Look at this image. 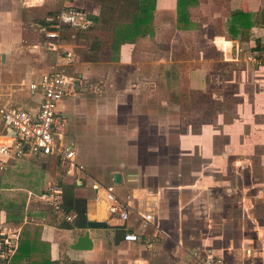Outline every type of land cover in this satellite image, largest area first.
I'll return each mask as SVG.
<instances>
[{"label":"crops","instance_id":"crops-1","mask_svg":"<svg viewBox=\"0 0 264 264\" xmlns=\"http://www.w3.org/2000/svg\"><path fill=\"white\" fill-rule=\"evenodd\" d=\"M122 2L73 0L70 4L84 9L93 20L101 18L103 11L112 12L111 6L118 11ZM62 5L63 0H0V104L16 105L32 113L38 111L41 94H31L28 84L38 81L56 62L52 40L47 36L53 27L47 19ZM110 26L96 22L87 33H80L88 39L89 51L100 52L104 45L109 51V58L88 59L69 68L76 67L83 82L86 79L101 82L110 74L114 77L112 85L119 77L126 79L117 72L137 73L139 60L151 51L146 49L149 41L159 35H171L180 41L183 54L189 51L190 56L195 54L194 59L185 61L190 66L186 79L191 90L206 92L217 87L221 80L215 81L214 77L233 68L234 81H246L245 100L256 96V101H262L264 97V65L247 61L249 55L259 54L264 48V0H158L150 32L119 43L115 39L119 28ZM73 30L63 31L61 50L75 48L76 40L68 34ZM104 37L107 41L100 44ZM204 38L214 46L215 59L203 54ZM190 42L195 49H191ZM238 48L242 50L240 62L232 59ZM163 60L157 63L164 67L168 64L166 75L171 79V69L176 64L166 56ZM78 90L77 94L67 96L61 107L69 121L67 137L74 144L73 139L80 143L83 140L80 129L91 130L79 124L80 120L92 122L91 115L98 116L97 111L108 124L107 113H110L107 105L101 106V110L91 109L87 103L91 99L85 98L82 89ZM107 99L100 100L107 103ZM244 122L250 125L247 119ZM112 130L98 131L105 135V140L124 138L127 157L128 150L134 148L132 141H127L120 130L110 133ZM250 130L247 128L245 134L254 137ZM256 131L262 141L249 138L244 143L245 170L250 172L245 173L247 179L197 174L193 181L180 184L178 189L169 183V178L167 181L162 178L165 173L160 171L158 177L143 182L121 174L103 177L100 169L93 166L94 162L83 160L84 155L78 158L77 149L76 160L84 166V171L75 174L54 157L11 160L6 170L0 172V228L17 230L20 234L24 226L37 229L35 260L44 264H194L196 259L208 254L222 258L225 264H264V131L257 128ZM0 132H4L1 123ZM91 180L115 184L121 196L131 198L133 210L127 223L110 214L104 200L92 189ZM161 180L167 183L166 187H159ZM225 180L233 183L222 189L220 182ZM50 184L61 187L63 208L72 215V221L59 218L43 199ZM145 213L153 214L155 219L142 228ZM128 230L138 233L140 240L127 242L124 237ZM86 232L92 239V249H74L72 246ZM42 244H46L45 252H41ZM15 260L14 255L10 264ZM27 262L25 259L24 264Z\"/></svg>","mask_w":264,"mask_h":264},{"label":"rangeland","instance_id":"rangeland-1","mask_svg":"<svg viewBox=\"0 0 264 264\" xmlns=\"http://www.w3.org/2000/svg\"><path fill=\"white\" fill-rule=\"evenodd\" d=\"M75 31L68 34L73 35V40H76L73 51L77 65L88 59L109 58L105 45L100 52H91L87 49L88 39L81 37L83 34L80 33L84 32ZM107 39L102 38L100 44ZM189 40L194 44L192 37ZM149 42L150 46L146 49L151 51L149 56L139 60V66L136 65L137 73L133 70H120L117 74L127 78L119 77L113 85L114 77L111 74L101 82L86 79L82 83V94L91 99L87 101L89 107L101 110V106L107 105L110 113H107L108 124L102 119L101 112L97 111L98 116L91 115L92 122L88 119L80 120L79 124L91 130H79L83 134L81 143L73 139L78 158L84 155L83 160L94 162L93 166L100 169L103 177L104 174H121L130 180L135 178L143 182L158 177L160 171L165 173L161 177L166 181L169 178V183L177 189L180 184L193 181L197 174H213L216 177L234 175L237 179H247L245 173L250 172L245 170L247 164L244 158L247 153L244 152V143L249 138L260 140L258 131L254 132L256 128L264 131V97L262 101H256V96L252 100H245L246 90L243 86L246 81L235 82L233 68L214 77L215 81L221 80L217 87L206 92L191 90L186 79L190 66L185 61L194 59L195 54L190 56V51L183 54L180 41L171 35H159ZM191 42V49H195ZM201 47L205 56L211 59L217 57L214 46L206 38ZM164 56L176 64L171 69V79L166 75L165 67L168 64L164 67V64L157 63L161 60L163 62ZM114 70L111 69L112 72ZM74 72L80 75L76 67L69 69V74ZM78 92L79 90L76 94ZM102 97H108L107 103L100 100ZM245 119L253 125L245 123ZM258 120L260 124L256 125ZM233 125L236 126L235 129ZM107 128L113 129L110 133L120 130L127 141H132L134 148L128 150V158L125 155L127 149L124 138L105 140V135H100L98 130L105 129L108 132ZM247 128H251L254 137L245 134ZM234 130L240 133L235 134ZM262 135L264 138V133ZM119 183L116 181V184ZM138 183L145 185L139 181ZM155 183L157 181L152 185ZM231 183L233 182L228 183L227 180L220 182L222 189ZM165 184L167 183L161 180L159 187L164 188Z\"/></svg>","mask_w":264,"mask_h":264},{"label":"built area","instance_id":"built-area-1","mask_svg":"<svg viewBox=\"0 0 264 264\" xmlns=\"http://www.w3.org/2000/svg\"><path fill=\"white\" fill-rule=\"evenodd\" d=\"M73 0H63L58 12L48 17L53 29L48 32L52 48L56 52V62L44 72L38 81L28 84L31 94H41L38 111L32 113L16 105L0 104V123L4 132H0V172L6 170L11 160L22 159L32 155L54 157L70 167L73 174L83 172L84 166L76 160L75 144L67 137L68 117L62 111L64 99L81 89L83 79L68 69L77 63L72 50H61L60 41L66 28L87 32L95 25L94 20L82 8L70 4ZM242 50L236 49L232 59L241 61ZM247 61L255 65H264V48L259 54H251ZM92 189L104 200L110 214L127 223L133 204L130 197L121 196L115 184H103L91 180ZM59 218L72 221L70 213L63 208L62 189L58 184H50L42 196ZM154 215L142 216V228L153 223ZM20 233L17 230L0 228V264H10L19 246ZM127 242H138L140 235L127 231ZM194 264H225L224 260L214 254L196 259Z\"/></svg>","mask_w":264,"mask_h":264},{"label":"trees","instance_id":"trees-1","mask_svg":"<svg viewBox=\"0 0 264 264\" xmlns=\"http://www.w3.org/2000/svg\"><path fill=\"white\" fill-rule=\"evenodd\" d=\"M158 0H124L118 11L114 6H111L112 12L103 14L101 18H94V22H101L104 25H111L109 28L116 29V41L135 40L137 37L147 35L149 26L153 21V13ZM122 19V20H120ZM38 230L32 229L30 226H24L19 240V248L15 254L16 260L12 264H24L25 259L27 264H44L35 260L36 251H38V243L36 234ZM49 248V245H47ZM41 252L46 251V244H42Z\"/></svg>","mask_w":264,"mask_h":264},{"label":"water","instance_id":"water-1","mask_svg":"<svg viewBox=\"0 0 264 264\" xmlns=\"http://www.w3.org/2000/svg\"><path fill=\"white\" fill-rule=\"evenodd\" d=\"M93 225L100 226L101 224H91V226ZM72 247L76 250H91L93 247V242L89 236V232H86L85 235L79 237L77 242Z\"/></svg>","mask_w":264,"mask_h":264}]
</instances>
